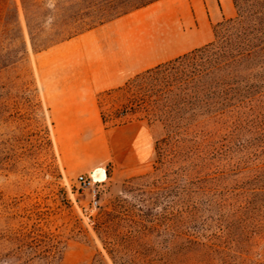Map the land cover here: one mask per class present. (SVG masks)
<instances>
[{
	"label": "rangeland",
	"instance_id": "374dc122",
	"mask_svg": "<svg viewBox=\"0 0 264 264\" xmlns=\"http://www.w3.org/2000/svg\"><path fill=\"white\" fill-rule=\"evenodd\" d=\"M135 2L0 0V264H264V90L237 119L187 130L151 115L141 92L99 93L104 128L143 121L154 153L120 181L106 166L95 205L75 184L106 142L94 121L54 119L46 86L61 63L43 53ZM226 18L206 19L211 41ZM126 231L114 250L103 237Z\"/></svg>",
	"mask_w": 264,
	"mask_h": 264
},
{
	"label": "crops",
	"instance_id": "0c3cea01",
	"mask_svg": "<svg viewBox=\"0 0 264 264\" xmlns=\"http://www.w3.org/2000/svg\"><path fill=\"white\" fill-rule=\"evenodd\" d=\"M234 15L232 0H156L84 30L44 50L57 59L49 95L56 121L95 122L105 145L98 166H108L117 181L143 173L155 143L143 121L105 129L97 102L102 91L119 87L131 77L211 41L206 19ZM198 25L200 26L198 28Z\"/></svg>",
	"mask_w": 264,
	"mask_h": 264
},
{
	"label": "trees",
	"instance_id": "16d2710c",
	"mask_svg": "<svg viewBox=\"0 0 264 264\" xmlns=\"http://www.w3.org/2000/svg\"><path fill=\"white\" fill-rule=\"evenodd\" d=\"M153 1L140 0L131 7L136 9ZM234 2L237 15L217 24L213 41L137 73L124 85L100 94L127 89L137 97L141 92L142 106L151 115L168 127L184 130L207 124L216 127L226 117L237 119L244 107L252 109L264 90V0ZM109 232L105 223L98 231L100 236ZM135 234L126 231L120 239L102 236L114 250L118 240L130 242ZM186 234L179 230L175 237L192 241ZM109 252L113 254L111 249Z\"/></svg>",
	"mask_w": 264,
	"mask_h": 264
},
{
	"label": "built area",
	"instance_id": "2783aa9c",
	"mask_svg": "<svg viewBox=\"0 0 264 264\" xmlns=\"http://www.w3.org/2000/svg\"><path fill=\"white\" fill-rule=\"evenodd\" d=\"M108 177V168L106 166H98L90 171L83 172L75 178V184L82 191H89L91 195L90 203L95 205L98 203V190L95 185L103 182Z\"/></svg>",
	"mask_w": 264,
	"mask_h": 264
}]
</instances>
